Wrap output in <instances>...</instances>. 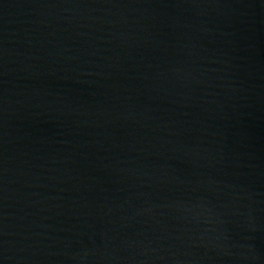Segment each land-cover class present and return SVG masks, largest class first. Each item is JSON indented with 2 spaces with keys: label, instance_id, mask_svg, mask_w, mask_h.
<instances>
[{
  "label": "water",
  "instance_id": "obj_1",
  "mask_svg": "<svg viewBox=\"0 0 264 264\" xmlns=\"http://www.w3.org/2000/svg\"><path fill=\"white\" fill-rule=\"evenodd\" d=\"M0 264H264V0H0Z\"/></svg>",
  "mask_w": 264,
  "mask_h": 264
}]
</instances>
